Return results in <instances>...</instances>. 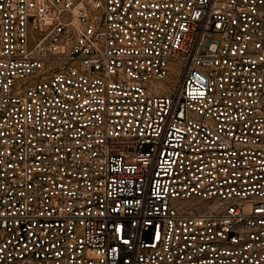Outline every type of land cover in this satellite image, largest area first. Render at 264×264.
<instances>
[{
	"label": "built area",
	"instance_id": "built-area-1",
	"mask_svg": "<svg viewBox=\"0 0 264 264\" xmlns=\"http://www.w3.org/2000/svg\"><path fill=\"white\" fill-rule=\"evenodd\" d=\"M0 264H264V0H0Z\"/></svg>",
	"mask_w": 264,
	"mask_h": 264
},
{
	"label": "rangeland",
	"instance_id": "rangeland-1",
	"mask_svg": "<svg viewBox=\"0 0 264 264\" xmlns=\"http://www.w3.org/2000/svg\"><path fill=\"white\" fill-rule=\"evenodd\" d=\"M176 75H178V72L176 70H172V77L173 79L176 78ZM172 81H175V80H172ZM174 83H169V86L171 87Z\"/></svg>",
	"mask_w": 264,
	"mask_h": 264
}]
</instances>
